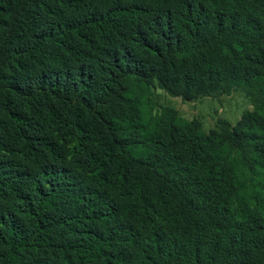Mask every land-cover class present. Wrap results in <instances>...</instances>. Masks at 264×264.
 <instances>
[{"label": "trees", "instance_id": "trees-1", "mask_svg": "<svg viewBox=\"0 0 264 264\" xmlns=\"http://www.w3.org/2000/svg\"><path fill=\"white\" fill-rule=\"evenodd\" d=\"M0 264H264V0H0Z\"/></svg>", "mask_w": 264, "mask_h": 264}, {"label": "rangeland", "instance_id": "rangeland-1", "mask_svg": "<svg viewBox=\"0 0 264 264\" xmlns=\"http://www.w3.org/2000/svg\"><path fill=\"white\" fill-rule=\"evenodd\" d=\"M154 96L160 107L172 108L186 120L199 121L206 132L218 128L222 122H228L234 127L244 112L254 110L251 99L241 91L218 99L203 97L196 101H184L160 89L154 90Z\"/></svg>", "mask_w": 264, "mask_h": 264}]
</instances>
